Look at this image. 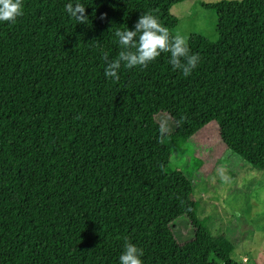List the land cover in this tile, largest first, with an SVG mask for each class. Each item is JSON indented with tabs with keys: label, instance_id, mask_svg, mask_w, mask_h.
Wrapping results in <instances>:
<instances>
[{
	"label": "trees",
	"instance_id": "trees-1",
	"mask_svg": "<svg viewBox=\"0 0 264 264\" xmlns=\"http://www.w3.org/2000/svg\"><path fill=\"white\" fill-rule=\"evenodd\" d=\"M178 1L23 0L22 16L0 21V264H120L125 237L142 264H242L195 218L189 175L169 166L212 123L225 149L264 170V0L203 4L217 38H187L200 57L187 77L169 53L105 75L115 31L150 13L171 33ZM68 3L85 6L87 24ZM183 217L193 234L180 244L170 227Z\"/></svg>",
	"mask_w": 264,
	"mask_h": 264
},
{
	"label": "rangeland",
	"instance_id": "rangeland-1",
	"mask_svg": "<svg viewBox=\"0 0 264 264\" xmlns=\"http://www.w3.org/2000/svg\"><path fill=\"white\" fill-rule=\"evenodd\" d=\"M223 1L235 0L174 3L168 9L177 20L171 34L179 32L187 38L196 34L215 41L216 16L203 4ZM165 117L159 115L158 122ZM169 168L189 175L196 202L195 218L202 220L213 235L229 240L232 258L242 264H264V170L250 166L225 149L212 123L172 153ZM221 173L226 179L221 178ZM170 228L180 244L192 237L191 223L185 217L174 220Z\"/></svg>",
	"mask_w": 264,
	"mask_h": 264
},
{
	"label": "clouds",
	"instance_id": "clouds-1",
	"mask_svg": "<svg viewBox=\"0 0 264 264\" xmlns=\"http://www.w3.org/2000/svg\"><path fill=\"white\" fill-rule=\"evenodd\" d=\"M66 12L77 23L87 24L88 15L86 8L80 3H68L65 5ZM23 15V0H0V21L15 22ZM101 19L106 18V13L101 14ZM121 50L117 58L110 60L105 53L104 60L107 64L105 75L119 80L118 70L123 62L124 67L133 68L140 66L146 68L161 53H169V63L174 69L182 71L187 77L197 67L200 57L191 54L188 47L187 37L177 32L172 35L167 27L162 26L158 18L150 13H143L135 23L134 29L115 31ZM179 123V121H177ZM159 133L163 136L169 131L168 118L161 119ZM221 178L226 179L221 173ZM143 250L128 241L125 237L124 250L119 256L120 264H142Z\"/></svg>",
	"mask_w": 264,
	"mask_h": 264
}]
</instances>
